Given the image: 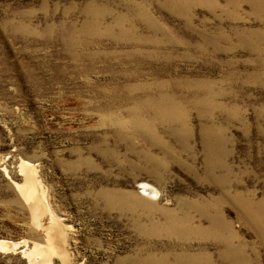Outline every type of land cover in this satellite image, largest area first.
<instances>
[{"label":"rangeland","instance_id":"374dc122","mask_svg":"<svg viewBox=\"0 0 264 264\" xmlns=\"http://www.w3.org/2000/svg\"><path fill=\"white\" fill-rule=\"evenodd\" d=\"M161 90L183 99L187 131L138 106ZM206 139L223 186L204 175ZM223 190L249 202L248 217ZM212 199L217 234L231 228L245 262L264 264V0H0V241L11 247L0 264H30L25 252L47 243L45 264H182L168 214L207 227L197 208ZM184 241L232 264L213 236Z\"/></svg>","mask_w":264,"mask_h":264},{"label":"bare ground","instance_id":"6f19581e","mask_svg":"<svg viewBox=\"0 0 264 264\" xmlns=\"http://www.w3.org/2000/svg\"><path fill=\"white\" fill-rule=\"evenodd\" d=\"M103 17V16H102ZM99 21V20H98ZM102 21V20H101ZM97 22V21H96ZM95 22V23H96ZM99 23V22H97ZM68 35V34H67ZM173 84V83H171ZM160 88V87H159ZM145 90H149L148 88H145ZM167 95L165 94L162 90L159 92L158 97L157 98H150L152 96H149L147 94V96L144 98L143 101L138 102V106L139 105H144L145 106H149L152 109L149 110L150 114L148 113V111L146 110V108L144 109H140L138 112H141L140 114H142L143 116L146 115H150L149 118H147L149 121H156L159 122L160 120H165L166 122H174L176 123V120H178V122H180L179 124H181V126L183 127L184 130H186V111L184 110V105L185 103H183V99L178 98L176 95ZM183 96V95H182ZM138 100V98H137ZM213 100V99H212ZM195 101V100H194ZM211 99L209 97L205 98V99H201L199 100V106L203 107L202 105L204 103L210 102ZM137 102V101H136ZM186 102V101H185ZM188 102V101H187ZM210 104V103H209ZM137 105V104H136ZM200 107V108H201ZM135 109V108H134ZM138 110V109H137ZM205 110V109H204ZM152 111V112H151ZM135 114V113H134ZM141 115V116H142ZM207 115V114H206ZM210 117V116H209ZM144 118V117H143ZM188 118V117H187ZM152 119V120H151ZM140 123V122H139ZM148 121L143 120L141 121V123L139 124V126L142 127H147L148 126ZM165 123V122H164ZM134 124V123H133ZM137 124V123H136ZM168 124V123H167ZM206 125V124H205ZM179 128V127H178ZM210 130V129H209ZM187 131V130H186ZM141 132V131H140ZM139 135H145L144 133H140ZM182 132V131H181ZM186 133V132H185ZM207 133V132H206ZM174 134L178 135L180 134L179 131H174ZM204 135V134H203ZM210 135V134H207ZM212 135V134H211ZM208 136L209 138L211 137ZM177 136V137H178ZM213 137V136H212ZM216 137V136H215ZM141 138V137H140ZM211 139V138H210ZM213 140H215L214 138H212ZM211 139V140H212ZM220 138H218L219 140ZM207 140V141H206ZM202 142H204L203 144V150L205 152L206 155V170L204 171V175L209 178L211 180V182L213 184L219 185L221 183L226 184L229 183L228 179L225 177L223 178H219L218 179V175L215 174V167L211 164V160L210 157L212 156L213 153L217 152V141L211 142L213 145L211 144H206L208 142V139H206ZM221 142V141H220ZM208 158V159H207ZM217 165V163H216ZM24 171H25V180H24V186L20 189L21 195L24 199L29 200L33 199V197H37L34 193V190L37 189L35 188V179H34V175L32 174V170L30 169L28 164H24ZM205 177V178H206ZM222 185V184H221ZM223 186V185H222ZM21 187V186H20ZM35 188V189H34ZM224 193V194H223ZM223 196L224 198L229 201L231 204H233L236 208L237 211L242 215V216H249L250 214V204L248 201H244L240 199L239 195H232L230 196L226 191L223 190ZM226 193V194H225ZM123 194H120L119 192H101L100 196L105 197V198H109V200L111 198V200H114L112 202H109L108 204H115L116 207H119L121 204L118 203L117 198L118 196L122 197ZM99 196V195H98ZM125 196V195H124ZM127 196V195H126ZM214 197V196H213ZM43 198V197H42ZM131 198V197H130ZM41 199V198H40ZM102 199V198H101ZM133 201V200H132ZM186 201V200H185ZM205 201V200H204ZM27 202V201H26ZM32 202V201H31ZM35 202V201H34ZM40 202V201H39ZM138 204L140 205L141 200H138ZM143 202V201H142ZM131 203V202H130ZM129 203V204H130ZM135 203V202H134ZM128 204V205H129ZM133 204V203H132ZM137 204V203H136ZM135 204V205H136ZM187 204V203H186ZM189 205H192V203H188ZM199 204V203H197ZM201 204V203H200ZM206 204V205H205ZM205 204H203V206H201L200 208H197L199 215L201 217L206 218L208 221V226L206 227H202L200 224H194L192 222V218H190L188 215H186L188 212H186L185 214H183L182 216H178L175 215L173 213H169V211L167 213H169V218L170 220H168V222L163 226H161V228L164 230L165 234L164 235H170L172 237H175L176 239H180L183 240L181 246V252L178 253V255H175V260L176 262H180L182 264H212L208 258V256L206 254H204L203 252H201L199 250V252H189L188 251V245H186L184 240L185 238L187 239L188 236H190L191 234H197L198 237H203V238H209L212 237L215 238V240L217 239L219 242L222 241L225 245L226 250H228L227 252H230V258H231V263L232 264H247V262H245V258L243 256V252L242 249H240V247L238 248H234L232 247V239H233V235L232 234V230L231 228H229L228 232L229 235L226 238H222L220 237L217 233L220 227L218 226L220 223V210H219V206H218V201L215 199H212L210 202H206ZM187 205V207L189 206ZM112 206V205H111ZM195 206V205H194ZM192 206V207H194ZM35 207V206H34ZM38 207V206H37ZM133 207V206H130ZM183 208H185L186 206H182ZM197 207V206H196ZM212 208L214 210V214L210 215L208 213V209ZM189 209L191 207H188ZM133 209V208H131ZM255 209V208H254ZM179 210V209H178ZM188 210V209H187ZM186 210V211H187ZM192 210V209H191ZM34 211V210H33ZM38 211V210H37ZM50 211V210H49ZM184 211V210H183ZM193 211V210H192ZM196 211V210H195ZM165 213V212H164ZM176 213V212H175ZM167 215V214H166ZM255 215H260V216H264V203H260L256 206L255 209ZM188 216V217H187ZM259 216V217H260ZM167 217V216H166ZM257 216L254 217V219ZM261 217V218H262ZM202 219V218H201ZM58 221V220H57ZM258 221V219L256 220ZM260 221V219H259ZM264 221V220H263ZM152 221H150L151 223ZM206 222V221H205ZM165 223V222H164ZM155 224V223H154ZM221 224V223H220ZM152 225V223H151ZM162 225V224H161ZM225 225V224H224ZM53 226V225H52ZM160 226V225H159ZM56 227V226H55ZM140 227V226H139ZM138 227V228H139ZM143 227V226H142ZM155 227V226H154ZM157 227V225H156ZM52 228V227H51ZM51 228L49 226L46 227V231L47 234H49V232L51 231ZM145 228V227H144ZM148 228V227H147ZM160 228V227H159ZM54 229V228H53ZM56 230V229H55ZM54 230V231H55ZM140 232H147L149 235V232L146 231L147 229H142L139 228L138 229ZM144 230V231H143ZM150 230V229H149ZM152 230V229H151ZM160 230V229H159ZM59 233V230H57ZM161 231V230H160ZM220 233V232H219ZM52 234V233H51ZM154 234V233H152ZM206 235V236H203ZM236 238V237H234ZM231 240V241H230ZM52 241V240H51ZM54 241V240H53ZM47 243V242H45ZM54 243V242H53ZM221 244V243H220ZM223 245V246H224ZM51 243L49 245V243H47V246L44 244V246L39 245V244H34L27 252H25L26 257L29 261L30 264H45L47 258L50 256L51 253H53L51 251ZM54 246V245H53ZM10 245L6 242V241H0V249L3 250H8L10 249ZM152 249V248H151ZM187 249V250H186ZM208 252V251H207ZM151 254V253H150ZM226 254V253H225ZM52 255V254H51ZM222 255V254H221ZM220 255V256H221ZM228 255V254H227ZM36 256L39 257V260L36 259ZM129 259V258H128ZM156 260V259H155ZM48 261V260H47ZM153 261V258L149 256L146 257H142L140 255H135L132 258H130V264H150ZM118 264H121V262H118Z\"/></svg>","mask_w":264,"mask_h":264}]
</instances>
